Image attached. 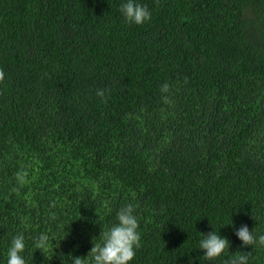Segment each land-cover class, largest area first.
Here are the masks:
<instances>
[{
	"label": "trees",
	"instance_id": "16d2710c",
	"mask_svg": "<svg viewBox=\"0 0 264 264\" xmlns=\"http://www.w3.org/2000/svg\"><path fill=\"white\" fill-rule=\"evenodd\" d=\"M142 2L0 0V264L17 233L26 264L86 256L127 203L130 264H210L212 228L264 264L227 225L264 235V0Z\"/></svg>",
	"mask_w": 264,
	"mask_h": 264
},
{
	"label": "clouds",
	"instance_id": "9594fccd",
	"mask_svg": "<svg viewBox=\"0 0 264 264\" xmlns=\"http://www.w3.org/2000/svg\"><path fill=\"white\" fill-rule=\"evenodd\" d=\"M119 12L124 22L128 24L142 25L152 17L150 8L142 0H120ZM4 76L3 69H0V80H3ZM160 90L162 93H167L169 85L162 84ZM96 95L103 98L105 90L98 89ZM139 225L140 221L135 205L127 203L116 211L114 221L100 235L99 242L95 244L92 242L93 246L86 256L72 255L71 253L65 256L69 264H130L135 257L136 249L141 246ZM227 225L234 227V235L241 242V248L257 243L264 245V235H259L257 239L253 229L250 230L247 224L235 227L231 219V223ZM199 234L197 250L202 252L201 257L205 261L210 264H214L217 260H221L222 264H249L248 251L231 257L225 256V253L229 252L231 241L227 236L221 235L220 231L212 228L207 233L199 232ZM50 243V236L47 232H41L33 237V246L40 252L48 249ZM25 248L24 234L17 233L12 236L6 252V264H26L23 255ZM89 253L91 254L90 259L87 258Z\"/></svg>",
	"mask_w": 264,
	"mask_h": 264
}]
</instances>
